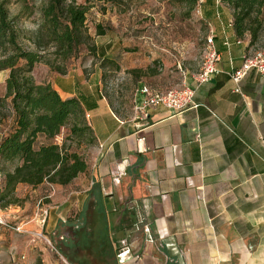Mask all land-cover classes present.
I'll return each instance as SVG.
<instances>
[{"label":"crops","instance_id":"crops-1","mask_svg":"<svg viewBox=\"0 0 264 264\" xmlns=\"http://www.w3.org/2000/svg\"><path fill=\"white\" fill-rule=\"evenodd\" d=\"M211 9L203 20L220 61L196 91L195 109L155 107L145 119L122 117L103 92L101 70L87 65H73L64 75L50 72L44 80L61 99L80 101L95 138L85 154L88 171L75 183L85 182L75 192L83 194L82 209L96 182L110 227L122 216L129 222L123 236L112 232L116 264H264V77L250 71L234 92L229 75L253 47L248 35L235 36L226 5ZM131 55L115 62L134 87H173L154 60ZM197 71L184 73L187 84ZM19 187H55L60 197V186L19 184L15 192ZM62 207L53 206L54 212Z\"/></svg>","mask_w":264,"mask_h":264},{"label":"trees","instance_id":"trees-1","mask_svg":"<svg viewBox=\"0 0 264 264\" xmlns=\"http://www.w3.org/2000/svg\"><path fill=\"white\" fill-rule=\"evenodd\" d=\"M180 1L189 10L197 4L202 8L208 6L203 8L206 15L214 11L212 5L224 4L232 12L237 38L248 35V47L264 43V0ZM38 11L40 22L27 35L18 28L16 18L10 16L7 1L0 0V71H7L5 94L0 99V121L8 122L0 137V171L4 177L0 183L1 208L21 204L15 195L19 184L33 189L42 184H71L88 171L81 147L95 144L80 101L61 99L50 83L38 82L33 74L38 64L51 72L66 74L69 62L79 56L82 47L91 57H98L97 47L85 27L87 7L76 0H41ZM95 29L97 36L104 35L99 24ZM102 63V67L108 64L119 69L112 59L102 58ZM79 64L86 65L84 61ZM63 133L65 137L58 144L56 138ZM5 164L14 166L6 171ZM75 224L79 225L77 242L69 245L67 251L59 248L69 264H116L112 232L123 236L129 222L122 216L117 225L110 227L98 183L94 182L88 191Z\"/></svg>","mask_w":264,"mask_h":264},{"label":"rangeland","instance_id":"rangeland-1","mask_svg":"<svg viewBox=\"0 0 264 264\" xmlns=\"http://www.w3.org/2000/svg\"><path fill=\"white\" fill-rule=\"evenodd\" d=\"M6 1L10 16L16 18L18 28L27 35L34 32L40 22L38 9L41 0ZM76 1L87 7L85 27L97 47L98 57H91L82 47L79 56L71 60L68 67L84 61L89 69H100L103 92L113 103L118 115L136 118L133 104L136 87L131 76L114 70L108 64L102 67V58L117 61L118 55H124L128 56L127 60H132L131 53L135 52L143 60H154L155 67L161 69L160 72L165 70L163 79L169 80L171 87H177L175 85L179 83V79H183L187 70L199 68L201 47L209 34L208 26L203 20L204 9L200 4L189 10V6L180 0ZM98 24L104 30L102 36H97L95 26ZM261 45L264 43L258 44ZM50 72L43 64H38L33 69L38 82H44ZM6 76L7 71H0V99L5 94ZM7 127L6 120L0 121V137ZM64 133L56 138L58 144L62 143ZM89 148L82 146L80 152L86 154ZM13 166L14 164H5L3 168L11 171ZM3 179L0 171V183H3ZM79 180L59 188L60 197L56 198L55 187L35 192L19 187L15 195L21 200V204L0 207L3 222L0 224V264H69L52 233L63 225L61 220L77 222L83 210V194L79 196L75 192L85 188V182L75 184ZM2 186L3 184L0 191L3 190ZM58 204L63 207L54 212L53 206ZM41 210H47L45 218L44 215L40 216ZM16 226H20L23 231H15Z\"/></svg>","mask_w":264,"mask_h":264},{"label":"built area","instance_id":"built-area-1","mask_svg":"<svg viewBox=\"0 0 264 264\" xmlns=\"http://www.w3.org/2000/svg\"><path fill=\"white\" fill-rule=\"evenodd\" d=\"M228 45L227 42H225ZM220 61V54L214 43V36L208 34L204 38L201 50V60L198 71L191 78V85L187 84V80L183 77L181 83L177 87H173L166 91H153L147 86L136 88L134 92V112L136 119H145L151 108L162 107L171 113H181L190 109L197 108L194 102L196 91L208 83L217 73L216 65ZM255 71L264 77V45L254 46L242 57L239 67L234 69L229 77L234 84V92H239L241 80L250 72ZM40 203V202H39ZM47 215V210H41L40 216ZM0 218V224H2ZM17 232H22L20 226L14 228Z\"/></svg>","mask_w":264,"mask_h":264},{"label":"flooded vegetation","instance_id":"flooded-vegetation-1","mask_svg":"<svg viewBox=\"0 0 264 264\" xmlns=\"http://www.w3.org/2000/svg\"><path fill=\"white\" fill-rule=\"evenodd\" d=\"M78 224L73 222H69L66 225L59 226L57 232H53L52 236L55 235L54 240L55 243L60 244V248L63 251H67L68 246L71 244H75L77 242V234L76 231L78 230Z\"/></svg>","mask_w":264,"mask_h":264}]
</instances>
